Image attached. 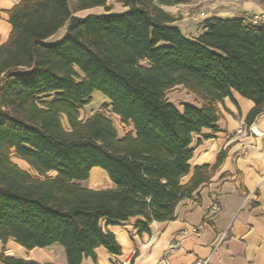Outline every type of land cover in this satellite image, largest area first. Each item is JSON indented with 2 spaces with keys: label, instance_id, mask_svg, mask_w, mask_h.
<instances>
[{
  "label": "trees",
  "instance_id": "trees-1",
  "mask_svg": "<svg viewBox=\"0 0 264 264\" xmlns=\"http://www.w3.org/2000/svg\"><path fill=\"white\" fill-rule=\"evenodd\" d=\"M115 1L123 10L110 11L108 0H19L0 44V240L59 244L67 264L95 258L98 246L119 254L108 224L141 216L140 231L174 217L207 179L204 164L181 181L195 135L215 129L223 97L251 99L248 122L264 109V22L210 16L188 37L162 8L187 0ZM97 6L104 12L73 13ZM177 85L194 103L168 100ZM94 93L131 125L122 136L102 111L80 117ZM87 179L91 188L80 184ZM0 264L39 263L1 254Z\"/></svg>",
  "mask_w": 264,
  "mask_h": 264
},
{
  "label": "crops",
  "instance_id": "crops-1",
  "mask_svg": "<svg viewBox=\"0 0 264 264\" xmlns=\"http://www.w3.org/2000/svg\"><path fill=\"white\" fill-rule=\"evenodd\" d=\"M18 1L0 0V44L10 32L8 12ZM168 6L162 8L166 11ZM257 8L264 13V8ZM235 16L246 17H224ZM174 24L183 34L189 33L176 20ZM202 30L203 26L194 37ZM252 106L251 99L234 90L217 102L216 127L204 129L207 136L195 135L194 141L200 140L193 145L190 170L181 181L188 182L195 167L204 164L208 165L207 179L177 203L172 219L153 220L140 231L135 223L144 221L141 216L108 224L120 253L98 246L95 258L83 257L81 264H124L128 260L130 264H158L162 260L164 264H194L198 259L207 260L206 264H264V109L248 122ZM219 153L222 157L218 162ZM175 241L178 247L170 250L169 243ZM1 254L39 264H67L59 244L27 249L11 239L5 243L0 240Z\"/></svg>",
  "mask_w": 264,
  "mask_h": 264
},
{
  "label": "rangeland",
  "instance_id": "rangeland-1",
  "mask_svg": "<svg viewBox=\"0 0 264 264\" xmlns=\"http://www.w3.org/2000/svg\"><path fill=\"white\" fill-rule=\"evenodd\" d=\"M108 5L110 6V11H121L123 7L120 3L115 0H108ZM71 9H73V2L70 3ZM257 7L264 8V0H187L180 2H173L168 7H166V12L171 14L176 18V23L182 26L187 32L186 35L194 37V35L201 30L202 22L205 18L210 16H215L213 14L219 15V17L243 14L248 20L253 22H264V13H260ZM104 8L101 6L76 10L74 15L83 17L89 13H102ZM66 25L64 24L60 27L49 40H56L65 32ZM166 97L169 101L173 102L175 105L179 106L183 102L194 103V94L183 88L181 85L172 87L166 92ZM107 102L105 97L94 93L92 100L89 104L83 106L80 110V117H85L90 115L95 111H102L112 120L117 133L122 136L127 130L131 128L129 123H125L120 120V118L112 112L109 108H103L101 105ZM63 124L66 126L65 120ZM11 160L18 164L22 169L27 170L30 174L36 175V173L30 168L26 161L17 157L13 152L11 153ZM51 174V173H49ZM80 184L84 187H89V181H80ZM112 187L108 183L98 186L95 188H107ZM91 188V187H89Z\"/></svg>",
  "mask_w": 264,
  "mask_h": 264
},
{
  "label": "built area",
  "instance_id": "built-area-1",
  "mask_svg": "<svg viewBox=\"0 0 264 264\" xmlns=\"http://www.w3.org/2000/svg\"><path fill=\"white\" fill-rule=\"evenodd\" d=\"M213 207L215 208V209H218V207H217V205H215V204H213ZM197 229L195 228V227H193L192 229H191V231H193V232H195ZM183 232H186V230L184 229V230H182ZM178 247V242H170L169 243V246H168V248L170 249V250H174V249H176ZM207 263V260H201V259H198V260H196L195 262H194V264H206ZM124 264H130V261L128 260V261H125L124 262ZM158 264H164V261L162 260L161 262H159Z\"/></svg>",
  "mask_w": 264,
  "mask_h": 264
}]
</instances>
